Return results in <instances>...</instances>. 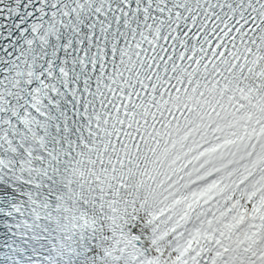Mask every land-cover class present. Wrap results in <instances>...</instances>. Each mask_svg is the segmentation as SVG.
<instances>
[{
	"label": "snow or ice",
	"instance_id": "6c2138e0",
	"mask_svg": "<svg viewBox=\"0 0 264 264\" xmlns=\"http://www.w3.org/2000/svg\"><path fill=\"white\" fill-rule=\"evenodd\" d=\"M0 264H264V0H0Z\"/></svg>",
	"mask_w": 264,
	"mask_h": 264
}]
</instances>
